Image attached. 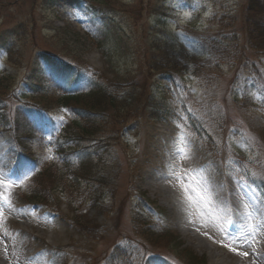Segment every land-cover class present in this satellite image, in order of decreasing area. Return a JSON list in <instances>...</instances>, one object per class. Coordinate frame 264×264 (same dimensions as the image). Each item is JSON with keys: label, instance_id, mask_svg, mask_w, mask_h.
<instances>
[{"label": "rangeland", "instance_id": "obj_1", "mask_svg": "<svg viewBox=\"0 0 264 264\" xmlns=\"http://www.w3.org/2000/svg\"><path fill=\"white\" fill-rule=\"evenodd\" d=\"M263 21L264 11L249 0H0V36L10 45L0 49V142L10 144L0 182L12 185L0 184V194L39 213V238L29 246L37 264H110L112 251L128 242L140 253L138 264H189L180 249L145 234L137 214L172 228L207 264L245 263L228 253L240 250L238 237H228L236 231L216 232L220 225L202 207L208 200L196 185L170 175L169 142L187 143L199 154L192 164L196 176L232 184L255 207L261 232L251 246H264V137L254 132L264 127V47L252 33ZM165 53L180 57V72L159 68ZM54 57L86 64L117 88L102 112L101 159L92 162V177L90 152H68L72 176L62 187L47 181L60 176L45 164L55 154V135L46 125L28 127L21 114L56 104L59 89L45 68ZM206 87L221 116L196 106ZM182 88L195 101L186 112ZM51 111L59 128L71 120L65 107ZM79 140L90 146L91 140ZM180 158L191 161L185 152ZM81 173L89 179H78ZM166 183L194 215L190 228L157 191ZM203 236L219 250L199 247Z\"/></svg>", "mask_w": 264, "mask_h": 264}, {"label": "trees", "instance_id": "obj_2", "mask_svg": "<svg viewBox=\"0 0 264 264\" xmlns=\"http://www.w3.org/2000/svg\"><path fill=\"white\" fill-rule=\"evenodd\" d=\"M249 1L252 2V8L255 9V11H264V4L261 0ZM257 16L258 14L254 17ZM252 33L254 34V37L257 38V41H255L256 45L264 47V21L255 22L252 28ZM6 38L7 37L3 35L0 36V49H9V39L6 41ZM163 58L164 62L159 64L160 69L164 71H181L179 56L174 53H165ZM50 59L51 60L47 61L46 67L48 71L50 70L49 73L51 74L49 75V78L52 81V85L59 89L58 91H55V93L58 94L55 95L57 97V99H55L56 104L50 105L47 103V107L37 104L33 107H28L27 110L21 112V114L23 121L26 122L28 127L33 129L35 125H39L41 129L46 125L50 127L51 133L55 135L53 138L54 141L51 143V146L55 147L54 156L47 161L43 158L37 159V166L39 169H42V167L38 164H42L43 161H45V164L50 163L52 168H54L55 174L59 173L60 176H55V181H47L52 183L53 186L61 185L62 187L64 180L69 176H72L69 164L71 162L64 156L65 154H69L68 152L77 153L76 151L79 150L82 153L83 151L90 152L89 166L92 177V162H99L101 159L100 144L103 141V137L99 135V131L102 130V122L107 118V115L102 114V112L104 111L106 105H111L113 100L116 99L117 94L115 93L117 88L115 84L110 82L109 79L102 74H98V72L94 73L93 70L86 64L80 65L67 60H58L55 57ZM205 90L206 92H204L202 97H195L199 101V103H195L196 106H201L200 111L209 117H213L214 115L221 116V111L216 108L217 106H215L216 104L214 103V98L211 95L212 93L207 87ZM181 93L183 97V104L181 108H183L186 112V110H190V108L194 107L195 101L191 97L189 90L182 88ZM81 104L89 106V108L87 107L88 110L81 106ZM63 107L70 111V115H72V117L69 122L63 124L62 127L59 128L58 122L56 118H54V114L51 110H59ZM195 113L199 112L195 111ZM157 115L162 118L164 117L160 114ZM28 118L30 121H28ZM57 129L60 130L58 138H56ZM254 132L261 138L264 137V127L263 131L261 128L259 131L254 130ZM63 133H65V135H63ZM83 138L91 140L89 144L90 146H81L79 139ZM104 141L106 145L107 139ZM76 155L81 157L80 153H77ZM21 164L22 163H20V165ZM89 176L90 175L87 173H81V177H78V179L81 180L83 178L86 181L89 179ZM63 190H65V188H62L60 191L63 193ZM33 197L36 199L41 198L38 193L36 196L34 194ZM84 202H86V199ZM136 216L140 221L146 223L143 230L145 234L157 239V241L164 240L167 243H170L171 245L167 246H172L174 249H180L181 253H184V257L187 259L189 264H207L206 258L198 256L195 252L187 248L183 241L180 240L179 235L176 234L172 228L151 224L144 216L139 214ZM128 243L129 244H120L112 251L110 264H138L137 259L138 256H140V253L133 243ZM159 260L160 258L154 261L159 263ZM163 264H166V262Z\"/></svg>", "mask_w": 264, "mask_h": 264}, {"label": "bare ground", "instance_id": "obj_3", "mask_svg": "<svg viewBox=\"0 0 264 264\" xmlns=\"http://www.w3.org/2000/svg\"><path fill=\"white\" fill-rule=\"evenodd\" d=\"M169 145L168 164L174 167L170 171V175L172 177L184 178L187 183L192 182L196 185L198 193L208 200L202 204V207L205 211L207 209L212 214H215L212 215L213 221H216L223 229L221 232L220 226H215L216 232L222 235V233H227L231 230L236 231L238 235H228V237H238L237 243L240 248L238 252H247L248 256L239 255L232 250L228 253L236 261H245L243 264H264V246L261 247L260 244H257L259 247L251 246V238L261 232L258 226L260 221L255 207L244 199L238 189L232 184L212 180L205 176H202V178L196 176L192 169V164L199 163L197 162L199 154L192 146L187 143L176 144L172 142H169ZM9 149L10 144L8 145V139H5V142H0V167L6 165V155ZM181 152H185V155L191 161L187 163L180 158ZM22 188L21 185L18 186V190H22ZM157 191L167 204H171V207L177 209V221L182 223L184 227L190 228L192 225L191 218L194 215L191 217V214L187 213L181 196L175 195V192L170 188L168 183L157 187ZM21 194L24 197L22 191L20 196H22ZM11 199H9L10 203H5L3 196L0 194V211L3 214L0 216V264H37L35 262L38 257L37 253L33 249H30L29 246L34 244V238H39L36 234L39 231L36 221L40 215L32 211L25 212L22 209V199ZM60 214L62 213L60 212ZM63 219L66 220L65 217ZM246 242L248 248L243 246ZM197 245L204 247L210 252L216 249L219 250V247L214 245L213 240L209 236L208 239L205 236L201 237L197 241ZM45 246L53 249L48 245Z\"/></svg>", "mask_w": 264, "mask_h": 264}, {"label": "snow or ice", "instance_id": "obj_4", "mask_svg": "<svg viewBox=\"0 0 264 264\" xmlns=\"http://www.w3.org/2000/svg\"><path fill=\"white\" fill-rule=\"evenodd\" d=\"M181 35H182V34H181ZM49 139H51V137H49ZM25 178H26V175H25ZM0 184H3L4 187H8V188H10V187L12 186L11 184L6 183V182H0ZM3 200H4L5 203H10V201L8 200V197H6V196L3 197ZM2 215H3V214H2V211H0V216H2ZM231 250H232L233 252H237V254H239V255H243V256H245V257L248 256V253H247V252L239 253V252H238V249L235 248V247H233Z\"/></svg>", "mask_w": 264, "mask_h": 264}]
</instances>
